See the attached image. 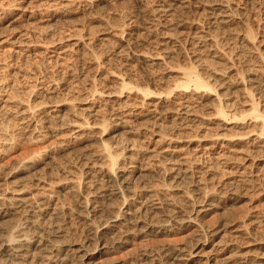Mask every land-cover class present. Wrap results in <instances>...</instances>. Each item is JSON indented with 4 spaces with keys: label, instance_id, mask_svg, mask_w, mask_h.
I'll list each match as a JSON object with an SVG mask.
<instances>
[{
    "label": "bare ground",
    "instance_id": "1",
    "mask_svg": "<svg viewBox=\"0 0 264 264\" xmlns=\"http://www.w3.org/2000/svg\"><path fill=\"white\" fill-rule=\"evenodd\" d=\"M59 1L66 9L80 3L95 13L82 31L54 38L49 23L57 8H52L49 19H35L41 29L8 40L21 51L45 55L53 66L59 62L57 69L71 53L89 55L79 70L89 79L78 99L67 89L68 80L80 75L69 63L64 78L49 80L44 96L12 83L3 87L7 83L0 80V264L68 263L62 224L74 217L92 240V251L82 254L85 264H126L135 241L164 235L173 225L190 231L185 238L194 242L139 243L141 258L163 255L164 264L243 263L244 254L227 253L236 236L220 235L221 225L230 221L205 220L225 201L195 174L212 175L197 159L244 137L264 152V0H114L124 10L107 18L99 12L108 3L104 0ZM89 24L101 28L93 33ZM28 36L46 42L32 45ZM101 43L118 59V71L92 52ZM29 69L38 71L36 64ZM98 70L101 88L93 81ZM203 108L210 113L201 114ZM10 119L21 121L22 130L10 131ZM195 122L210 129L217 125L207 135L212 145L200 156L186 152L202 138L185 133L198 127ZM22 139L32 150L2 163V151ZM86 143L89 151L82 148ZM71 154L75 166L65 160ZM19 177L22 181L15 182ZM97 203L106 206L105 213ZM122 250L124 260L94 261Z\"/></svg>",
    "mask_w": 264,
    "mask_h": 264
},
{
    "label": "rangeland",
    "instance_id": "2",
    "mask_svg": "<svg viewBox=\"0 0 264 264\" xmlns=\"http://www.w3.org/2000/svg\"><path fill=\"white\" fill-rule=\"evenodd\" d=\"M104 1L108 3H106L107 5L102 6L101 10L99 11L101 12V16L103 15L104 18H107L108 14L110 16L111 13H120L121 10H124L118 8L119 7L118 5L117 6L114 5L115 2L114 0H104ZM59 2H60L59 0H0V80L3 82V84L7 83V85H3V87L8 86V83L9 85L12 83L19 86L21 90L23 89L24 91L34 88L35 90L39 91V93H41V96H44L45 91L48 88L49 80L51 79L60 80V78H64L67 75L68 73L67 71L69 70H67V67L65 69L64 66L66 64L67 65L71 64L70 66L72 72L76 75H79L80 74L79 70L81 66L85 65L86 64L85 62L89 61L91 56L89 55L87 56L79 52H75V53H71L69 56L66 57L67 60L65 63H63L65 64L63 67L61 68L58 67L57 69L56 67L59 62L53 66V64H50V60L45 55H40V57L34 56L33 52H28L27 49L26 50L23 49V51H21L20 48L15 47L9 42L10 38L15 37L20 32L23 31L32 32V30L41 29L43 26L38 24L35 21V19L38 17L49 19L51 16L48 14H50L49 12L52 8H57L55 12L56 14L53 13L55 15L51 17L53 19L49 23L50 24L49 26L51 28L50 30L52 32V37L60 38L62 36L63 37L66 36L67 34H73V33H77L78 31L79 32L82 31L84 29L82 27L83 24L87 23V20H89V18L93 15L94 10L91 11L89 8H86L87 10L86 11L84 9L85 7L80 3L75 4V6L72 9H68V8L66 9L64 7H61V5H59L60 4ZM109 3L112 4L113 6H111ZM131 4L133 5V3H129L130 8L132 7ZM15 6L16 7L18 6L19 8L17 14L18 16L13 14L9 15L8 13L7 15L4 12V10ZM115 8L116 10H114ZM61 15L68 16L69 18L67 20H62L60 18ZM89 25L90 26L86 28L90 32L95 33V31L96 32L98 31L97 29L99 26L95 24L94 25L89 24ZM26 39L28 42H31L32 45L33 43L35 44L37 42L39 45L42 44L43 42H46L44 40L39 41V39H37L38 40L37 41L36 38L35 39L33 37L31 38V36H28ZM103 44L101 43V46L95 49L96 51L93 50L92 52H96L94 54H96L95 56L98 60H102V62H105L106 60L105 62L107 63L106 65L110 67V69L112 68L111 70L115 71L116 67L114 65L116 66L119 65L116 64V62H118V59H116L117 61L113 59L112 52H110L109 49L106 48V46L104 47L105 44L104 45ZM108 60L112 61V64ZM33 64L34 65L36 64V66L38 67V71L35 74L29 71L30 70L29 67L31 68ZM118 69L119 66H117L116 71H118ZM99 70L97 71L99 73L96 74L94 73L95 76L93 75L94 76L93 81L96 83L95 85H98L97 86L98 88H101L100 82H101L102 73ZM79 76L74 78V80L72 81L68 80L69 84L67 86V89H69V91L72 93V97L76 99L84 97L81 88H83V86L87 82L85 78L89 79V77H87L88 75H86L85 72L81 73ZM82 83L83 86H81ZM0 85H2L1 82ZM78 88H80L79 91L81 93L78 91ZM98 88L97 90H99ZM6 90H5L6 92L9 91L8 88ZM63 90L64 89H62L60 92H63ZM98 105L100 106L102 104H98ZM200 113L203 115H208L210 111L208 109L203 108L200 109ZM168 121L169 120L165 121L163 125L169 124ZM7 123L10 126V131H13L14 133H18L19 131L22 130L23 126L21 121L10 119L9 121H7ZM192 125H196L198 127L187 130L185 131V133L193 137L197 136L198 138L200 137L202 138L196 139L197 138L196 137L195 139L198 141L200 140V142L198 143L196 142L197 144L194 143V145L191 146H186L187 149L186 152L190 153L191 155L195 154L200 156L201 152L203 151L202 150L203 147H210L212 145V143L209 141L210 139L207 137L215 133V131H213V128L215 130V127L217 125H213L211 127L212 129L208 128L207 126L206 127L203 126L199 122H195ZM228 134L229 133H227V135ZM202 139H204L205 141H203ZM242 140L243 141L241 143L232 144L231 146L230 145L227 146L223 144L224 147H222L223 145L222 146L220 145L222 148L220 146L214 147L213 151L211 152L212 153L211 155L209 156L204 155L203 158L197 159L198 163L201 162L200 164L205 165L207 169L212 171L211 172L212 175H210L207 178L202 177L203 175L201 174H195V175L199 177L201 176L202 183L204 182L203 185L205 186V189L207 191L210 192L212 191V193H214L216 196L219 193V196L217 197L221 196L222 199L220 202L225 201L222 204H219L218 206L220 208L219 207L216 208L214 212H212L209 216L205 218V220L208 224L211 222L210 225L211 224L213 225L214 223H215L214 225H216L218 223V221L216 223V220H218L219 218L223 220V222L221 223H225V221H227L228 223L230 221L229 222L230 224L228 223L229 226L228 224H223V226L221 225L220 227L221 229L223 227V230L220 229L221 236L222 235L230 236V234L236 236V238L233 239L232 241L233 244L231 248H229V251L227 253L228 254L230 253L232 255L236 254V256H238V254L241 256L242 254H244L245 256L243 255L244 257H242L244 261H242L243 263L240 262L241 264H264V152H262L261 149H260L261 152H259V149L256 148L254 145H249L247 137H244ZM82 148L86 151H89L88 150L89 145H87V143L84 146H82ZM29 150L32 149L29 148L28 142L25 139H22L16 144V146L13 147V149L7 148L4 151H2L4 156L2 158V163L6 164L11 162L13 159L24 158L29 153ZM218 154L221 156H219ZM74 155L75 154L69 155V157L68 158L66 157L65 160L67 161L69 160V162L75 166L76 155L75 156ZM72 161L74 163H72ZM19 179L22 181L21 177H19L15 180V182H21ZM8 181L13 182L14 180L9 179ZM222 182L226 188L222 186ZM225 182L227 183V185L231 183L230 186L232 187L233 185L234 188L232 187L233 189H230L231 190L230 191L229 190L230 187L227 188L226 184H224ZM8 184L10 185L11 183ZM227 189L229 191H227ZM227 192L229 193V195ZM224 194L227 195L225 196ZM222 195H224L227 199L224 196L223 199ZM232 196L234 197L232 198ZM96 206L98 207V209L101 210L103 209L102 212L105 213L104 207L106 206H104V204L97 203ZM222 216H224L227 220ZM79 221L74 217V219H72L70 222H67L65 225H63L64 223L62 224L63 229L66 233V237L69 238V239L65 238V240L66 239L67 240L65 241L66 243L64 246V248L68 247L65 253L66 254L65 257L66 258L68 257L67 261L69 260L70 257V260L66 264H85L84 258L82 256L83 252L86 250L92 251V245H90L92 244L91 242L92 240H90V238L86 236L87 235L85 228L86 225ZM213 221L215 222L212 223ZM224 226H228V227H224ZM179 229L180 228H178V226L173 225V227L171 226L169 228V231L164 235H160L149 241L148 239L147 241H145L144 239L141 242L135 241L134 242L135 245L132 244L133 246L132 245L130 246L131 250L134 249L132 251L133 256L131 255L129 258H127L126 256L127 258V260H125L126 264H164V261H162L164 260L163 255L160 256L151 255V257L150 256L146 257V259H144V257L141 258L139 254V252L141 253V251L138 248L139 243L144 247L147 246L151 247V245L156 246V243H159L158 245H161V243L163 242L165 243V241L166 242L169 241L172 244L174 243L175 245L177 244L181 245L182 243H184L183 241L187 240L189 241L188 242L189 244H192V242H194L192 238H189L190 240L188 238H185V237H191L190 236L191 232L183 228L180 229L181 231ZM186 234L189 235L187 236ZM210 247L211 246L208 245V248ZM123 252H124L123 250L121 251V253L113 252L109 255L107 254L104 255L103 257L100 256L98 258L94 256L95 257L94 261L96 263L103 260L104 258L121 259L122 257H124L122 258L124 260L126 258ZM179 263L180 262L174 264H179ZM240 263H238V261L230 262V264H240Z\"/></svg>",
    "mask_w": 264,
    "mask_h": 264
}]
</instances>
